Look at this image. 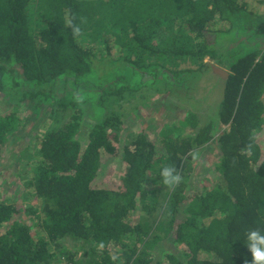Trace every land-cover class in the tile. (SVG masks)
Returning a JSON list of instances; mask_svg holds the SVG:
<instances>
[{
  "label": "trees",
  "instance_id": "16d2710c",
  "mask_svg": "<svg viewBox=\"0 0 264 264\" xmlns=\"http://www.w3.org/2000/svg\"><path fill=\"white\" fill-rule=\"evenodd\" d=\"M105 2L0 0V96L45 105L51 122L22 177L36 205L0 199V264H247V233L264 232V0H115L110 27ZM98 20L103 49L84 42ZM221 34L234 40L225 52ZM205 57L228 72L214 73L221 133L189 113L180 127L193 132L166 126L157 143L140 131L118 148L120 118L101 117L104 98L182 87L212 71ZM187 61L195 68L179 67ZM18 121L0 115V150ZM211 143L221 182L187 193L194 152ZM104 156L118 159V180H103ZM164 167L180 182L165 185Z\"/></svg>",
  "mask_w": 264,
  "mask_h": 264
},
{
  "label": "rangeland",
  "instance_id": "374dc122",
  "mask_svg": "<svg viewBox=\"0 0 264 264\" xmlns=\"http://www.w3.org/2000/svg\"><path fill=\"white\" fill-rule=\"evenodd\" d=\"M93 1L100 2L102 0ZM114 1L110 0V2L104 3L105 5L112 3L110 8L99 7L100 17L103 20L101 24H108V27L112 24L111 20L113 21ZM34 7L35 3L33 2L32 5H29V11ZM91 26V29L85 33L84 42L89 43L96 40L95 42H99L100 48L103 49L100 41L96 39L104 29L100 27V20ZM218 39L220 40L218 48L222 52H225L227 45L230 47L231 43H234L231 36L227 34L219 35ZM204 62L226 70L224 66L208 57L204 58ZM179 67L194 69L195 65L187 61V63H181ZM183 80L185 86L182 87L170 85V89L164 88L160 92L154 88L153 90L144 87L129 94L126 93L120 99L104 98L102 104L104 110L101 112V117H104V115L113 116V113H115L120 118L117 132H111L114 144L121 148L130 140L132 134L140 131L147 134L150 140L158 143L161 139L160 131L166 126L168 131L171 130L174 134L193 132L195 130L190 129L188 126L180 127V125H186L183 123L184 121H188L189 125L192 124V120L188 117L189 113L195 115L196 120L199 121V126L214 122L211 133L214 137L218 136L222 131L216 123V111L218 109L216 95L219 88V77L212 71H195L189 73ZM18 98V96L14 98L0 96V115L15 112L19 120L17 129L7 135L6 141L0 150V199L21 201L24 205H36V201L27 196L22 177L27 173L25 171L26 164H30L32 161L36 137L40 136L51 124L47 120L49 109L43 104L38 105L35 109L34 104L29 100L18 101ZM91 123L92 121L87 117L81 121L79 135L77 136L83 143L86 142L88 133L93 127ZM258 139L260 145H263L264 125ZM157 146L160 148V145L157 144ZM218 156L219 151L214 143L202 146L194 152L193 160H191L193 168L187 179V193L200 191L202 183L213 185L221 182V177L215 168ZM103 169L105 173L108 171L103 180H106L107 177L118 180L121 167L117 158L104 156ZM162 246L170 245L162 243L155 247L154 255L156 257H159L158 250Z\"/></svg>",
  "mask_w": 264,
  "mask_h": 264
},
{
  "label": "clouds",
  "instance_id": "9594fccd",
  "mask_svg": "<svg viewBox=\"0 0 264 264\" xmlns=\"http://www.w3.org/2000/svg\"><path fill=\"white\" fill-rule=\"evenodd\" d=\"M73 30L75 33H79V28H74ZM160 175L163 183L168 186H173L181 180V176L171 167H164ZM246 247L252 256L251 261L247 262V264H264V232L260 230L249 231L247 233Z\"/></svg>",
  "mask_w": 264,
  "mask_h": 264
},
{
  "label": "water",
  "instance_id": "95a60500",
  "mask_svg": "<svg viewBox=\"0 0 264 264\" xmlns=\"http://www.w3.org/2000/svg\"><path fill=\"white\" fill-rule=\"evenodd\" d=\"M212 71H213V73L220 76V78H222V79H226L228 77V72L226 70L220 68V67L213 66Z\"/></svg>",
  "mask_w": 264,
  "mask_h": 264
},
{
  "label": "built area",
  "instance_id": "2783aa9c",
  "mask_svg": "<svg viewBox=\"0 0 264 264\" xmlns=\"http://www.w3.org/2000/svg\"><path fill=\"white\" fill-rule=\"evenodd\" d=\"M59 264H68V263H66V262H64V261H61Z\"/></svg>",
  "mask_w": 264,
  "mask_h": 264
}]
</instances>
